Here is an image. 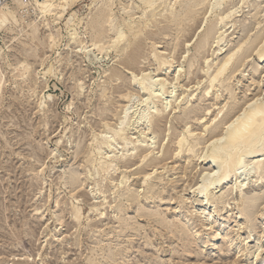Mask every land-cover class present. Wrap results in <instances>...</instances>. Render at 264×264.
Returning a JSON list of instances; mask_svg holds the SVG:
<instances>
[{"label":"rangeland","instance_id":"374dc122","mask_svg":"<svg viewBox=\"0 0 264 264\" xmlns=\"http://www.w3.org/2000/svg\"><path fill=\"white\" fill-rule=\"evenodd\" d=\"M102 1L79 0L59 20L48 13L41 17L35 0L26 9L28 14L16 6L4 7L15 14L18 26L13 33H0V264H264V250L255 261L257 250L264 248V180L256 183L253 164L264 159L256 149H264V145L257 140L255 146L254 138L251 148L245 147L250 154L243 157L244 166L236 171L247 174L240 190L237 186L242 179L238 180L237 174L224 185L217 182L223 174L220 162L235 147L227 144L228 151L227 146L224 150L212 146L217 145L224 124L248 100L254 98L264 104V58L258 60L259 46L254 41L258 36L264 42V0H221L219 7L215 3L218 0H207L195 9L196 24L189 32L177 31V22L166 21L172 13H181L187 0L173 8L175 0H156L153 9L145 12L139 0H113L115 29L110 32L105 26L108 32L98 40L103 49L99 52L91 45L88 22ZM121 3L129 5V13L120 10ZM211 4L216 6L213 11ZM235 11L230 19L219 23L221 17ZM129 16L146 23L150 36L138 39L125 31L122 24ZM68 21H72L76 40L68 32ZM31 23L35 24L33 30L26 27ZM206 25L215 27L208 42L202 39L207 29L201 33ZM119 27L124 37L112 47ZM132 43L138 45V56L134 57L135 65L132 61L130 68H124L122 63L130 55ZM242 44L250 48V57L243 58L245 63L241 62L236 71L225 72L216 90L212 89L214 93L204 98L211 75ZM198 46L203 49L199 51ZM153 51L168 60V66L160 65L152 57ZM117 72L121 76L113 79ZM162 79L166 80L163 88L158 83ZM142 84L158 98L147 100L148 91ZM230 89L232 97L227 94ZM184 107L194 113L181 121ZM154 114L157 116L148 126L142 125ZM161 116L165 118L162 125L154 126ZM136 117L141 123L135 124ZM142 132V145L153 153L148 157L156 159L162 156L168 140V146L176 148L170 139L173 135L187 139L183 149L189 138L198 145L190 159L184 151L179 157L173 154L163 169L148 167L150 178L143 183V174L131 175L136 166L126 169L119 162L125 158L122 154L132 153L122 152V147L130 149ZM121 137L125 141L121 142ZM105 141L107 147L102 145ZM209 150L218 151L219 159L209 161ZM109 157L113 164L109 165L110 172L103 173L99 163ZM211 172L217 173L216 178ZM75 174L81 180L74 187L67 181ZM212 177L210 194L203 197L202 184ZM241 203L251 206L246 217L240 214ZM94 205L98 212L92 210ZM75 209L81 214L78 222L71 218ZM101 211L106 217L99 220ZM209 213L218 214L212 231L218 234L214 247L207 243L209 236L200 222ZM185 219L189 227L178 236L165 228ZM124 221H128L126 227Z\"/></svg>","mask_w":264,"mask_h":264},{"label":"bare ground","instance_id":"6f19581e","mask_svg":"<svg viewBox=\"0 0 264 264\" xmlns=\"http://www.w3.org/2000/svg\"><path fill=\"white\" fill-rule=\"evenodd\" d=\"M36 1V6H37V8L39 9V11L41 12V17L43 16V15H47V13L48 14H50L51 16H53L54 18H55V20L56 19H58L59 20V18H61V17H63L65 14H67L68 13V10L69 9H71L79 0H35ZM140 1V4H141V6L143 7V10H144V12H145V10H152L153 8V5H154V2L156 1V0H139ZM158 1H162V0H158ZM183 0H175V2H174V4L172 5V8H173V6L177 3V4H179L180 2H182ZM184 1H186V0H184ZM183 1V2H184ZM188 1V4L187 3H184V5L185 4H187V5H185V7L181 10V13L180 12H178L177 11V13H179L178 15L177 14H173L172 12V14H171V16L170 17H168V18H166V21L167 22H171V23H175V22H177L176 23V28L175 29H177V31L178 30H183V29H185L187 32H189L188 30L191 28V30H192V28L195 26H193L192 27V25L195 23V14L197 13V10H195L198 6H200V5H203L204 4V2H207V0H187ZM209 1V0H208ZM226 1V0H225ZM103 2V1H102ZM113 0H104V2L97 8V10H95V13H94V15L93 16H91V18L89 19V22H88V28H89V33H90V42H91V45L95 48V50L96 51H99V52H101L103 49L100 47V45H99V39L101 38V36L105 33V26L107 25V26H109V31L111 32V30H114L115 28V25L113 24L114 23V21H115V19H114V13L112 12V7L114 6L113 5ZM214 2H215V0H214ZM220 2H222L221 0H218L217 2H215L216 3V5H217V7H219L220 5ZM130 3V2H129ZM209 3H211V2H209ZM122 4V3H121ZM128 4V3H127ZM171 5V4H170ZM182 5H183V3H182ZM183 5V6H184ZM212 5V4H211ZM129 5H126V4H122L121 6H120V10L123 12V13H125V14H127V13H129V11H126L129 7H128ZM175 6H177V5H175ZM213 6V5H212ZM211 6V7H212ZM238 6H239V4H238ZM180 7V6H179ZM182 7V6H181ZM214 7H216L215 6V4H214V6L210 9V11L212 10L213 11V9H214ZM133 8V7H132ZM171 8V7H170ZM169 8V9H170ZM135 9H137L138 11L140 10L141 11V13L142 14H144L143 13V11H142V9H140V7H135ZM179 9V8H178ZM203 9V8H202ZM171 10V9H170ZM215 10H217V9H215ZM156 11V10H155ZM176 11V10H175ZM176 13V12H175ZM233 13H236V11L235 12H231V13H228V14H226L224 17H221V19L219 20V23H221V22H223L225 19H230L231 17H232V15H233ZM225 14V13H224ZM15 14L12 12V10L10 11H8L6 8H0V33L1 32H3V33H6V31L4 32L3 30H7V32H8V30L10 31V32H12L13 33V30H14V28L16 27V25L18 24V20H17V18H15V16H14ZM134 15V14H133ZM137 15H138V13H137ZM156 15V14H155ZM170 15V14H169ZM223 15V14H222ZM74 16H75V14L74 13H71V15H70V17H71V19L73 18L74 19ZM143 16V15H142ZM53 18V19H54ZM129 21H127V22H125L124 21V23L122 24L123 25V27L124 28H126V30L125 31H128V33H130L132 36H134L135 38L137 37L138 39H140V36L141 35H149V34H147V32H146V23H144L142 20H140V21H138V22H136V20H135V18H134V16H129ZM153 20L152 21H154V16H153V18H152ZM189 21L187 24H186V21ZM34 21H36V20H34ZM191 21H192V23H191ZM19 22H20V20H19ZM56 21H54V23H55ZM72 21H68L67 22V26H68V28H69V31L68 32H70V36H71V39L73 40H76L75 38V35H76V33H74V29L71 27V25L70 24H72L71 23ZM22 24H23V22H21ZM154 23H155V21H154ZM20 24V23H19ZM196 24V23H195ZM211 24V23H210ZM173 25V24H172ZM171 25V26H172ZM18 26V25H17ZM208 25H206L204 28H203V30H202V32L201 33H204L205 32V30L207 29V30H209V31H207L206 30V33L205 34H203L202 36H204L202 39L204 40V41H207L206 39H208V38H210L209 36H211V34L213 33V31H214V29H215V27L214 28H212L211 27V25H210V28H208L207 27ZM29 30H33L34 28H35V24H33V23H31V24H27V26H26ZM120 27H122V26H120ZM119 27V28H120ZM19 28V27H18ZM17 28V29H18ZM23 28V27H22ZM107 28V27H106ZM117 29V32L115 33V38H113V41H111L112 42V47H114V46H117L116 44H118V42L119 41H121V39H123V37H124V32H123V30H121V28L120 29ZM21 30H23V29H21ZM20 30V31H21ZM184 30V31H185ZM190 30V31H191ZM24 32V35H26V37H28V33H27V31H23ZM108 32V30L106 31V33ZM11 33V34H12ZM105 33V34H106ZM127 33V34H128ZM215 33V32H214ZM189 34V33H188ZM16 35V34H15ZM51 35V34H50ZM213 35V34H212ZM139 36V37H138ZM150 36V35H149ZM182 36V35H181ZM184 36H185V34H184ZM16 37V36H15ZM129 37V36H128ZM200 37V36H199ZM199 37L196 39V43L198 42L197 40H200L199 39ZM212 37V36H211ZM11 38V37H10ZM13 38L14 37H12L11 38V40H13ZM126 38V37H125ZM201 38V37H200ZM223 38V37H222ZM55 39V38H54ZM133 39V38H132ZM142 39V38H141ZM211 39V38H210ZM209 39V40H210ZM15 40V39H14ZM53 40V39H52ZM136 40V39H135ZM218 40H220V39H218ZM10 41V40H9ZM79 41V40H78ZM138 41H141V40H138ZM201 41V40H200ZM255 44H258V46H259V48H258V51H256L257 52V56H258V60L260 61V60H262L263 58H264V42H262V39H261V37H258V36H256V38H255ZM264 41V40H263ZM54 42V41H53ZM133 42V41H132ZM137 42V41H136ZM208 42V41H207ZM51 43V42H50ZM76 43V42H75ZM129 43H131V42H129ZM199 43H201V42H198V45H199ZM247 43V42H246ZM53 44V43H52ZM73 44V43H72ZM132 44H134V43H132ZM206 44V43H205ZM84 45V44H83ZM131 45V44H130ZM135 46V47H134ZM136 46H138L137 44L135 45H132V48H130L129 46V48L130 49H132V51L130 52L129 50V52H130V55L128 54H126L127 55V57H126V59H124V57H123V59L125 60V61H123V63H122V66L125 68H128L129 66H130V62H132L133 64H134V57H135V52L136 51H138L137 49H138V47H136ZM204 46V45H203ZM52 47H53V45H52ZM205 47V46H204ZM79 48V47H78ZM198 48V50L199 49H203V47L202 46H198L197 47ZM196 48V49H197ZM51 49V48H50ZM84 49V47L83 46H81V49L79 50L80 52L81 51H84L83 50ZM115 49H116V47H115ZM94 50V49H93ZM197 50V51H198ZM199 51H201V50H199ZM0 52H1V50H0ZM77 53V52H76ZM79 53V52H78ZM82 53V52H81ZM138 52H136V54H137ZM158 52H155V51H153V56L152 57H154L155 58V60L156 61H158L159 62V64L160 65H162V66H164V65H166V66H168L167 65V61H165V60H163L162 59V57H160V56H158V54H157ZM80 54V53H79ZM83 54V53H82ZM151 55V54H150ZM250 55H251V50H250V48H247V46L245 45V47H244V45L242 44V45H240L239 47H237V49L235 50V51H233V53L229 56V57H227V58H225V60L224 61H222V63H221V65H219V67H217L218 69L215 71V73H213L212 75H211V77L209 78V88L207 89V90H205L204 91V98H208L209 97V95L211 94V92H212V89L214 88L215 89V87H216V84L218 83H220L219 81H221L222 79H221V77L224 75V73L225 72H227V71H231V73L235 70L236 71V67L237 66H239L240 64H241V62H242V59L243 58H248V57H250ZM124 56V55H123ZM138 55H136V57H137ZM135 57V58H136ZM209 59V58H208ZM207 60V59H206ZM122 60H120V62H121ZM208 61V60H207ZM136 63V62H135ZM243 63V62H242ZM245 63V62H244ZM243 63V64H244ZM135 65V64H134ZM133 65V66H134ZM241 66H243V65H241ZM17 67V66H16ZM191 67H192V64H191ZM130 68V67H129ZM246 70V69H245ZM116 71V70H115ZM125 71H126V69H125ZM115 73V72H114ZM129 73V72H128ZM50 74V73H49ZM142 74V73H141ZM190 74V73H189ZM118 76H121V73L120 72H117L116 74H113V79L115 78V77H118ZM132 76V75H131ZM179 76V75H178ZM144 77V76H143ZM177 77V76H176ZM175 77V78H176ZM109 78H111V76L109 77ZM138 78V77H137ZM150 78V77H149ZM224 78V77H223ZM264 78V72H263V76H262V79ZM116 79V78H115ZM135 79V78H134ZM133 79V80H134ZM221 79V80H220ZM137 80V79H136ZM149 80V79H148ZM161 80V79H160ZM159 80V85H160V87L161 88H163L164 87V82L166 81L165 79H162V81H160ZM165 80V81H164ZM178 80V79H177ZM203 80V79H202ZM150 81H152V80H150ZM136 82V81H135ZM143 82H145V79H144V81ZM78 83V82H77ZM111 83V82H110ZM147 84H148V81H147ZM150 84V83H149ZM151 85V84H150ZM143 86H145V84H142V87ZM147 88H145L144 89V87H143V89L145 90V91H148V97H147V100H149L148 98H156L157 96L155 95L154 97H153V95H151L150 94V92H149V90L151 89H148L149 88V86H146ZM194 87H196V86H194ZM219 87V86H218ZM188 89V88H187ZM226 89V88H225ZM216 90V89H215ZM214 90V91H215ZM36 91V90H35ZM219 91V90H218ZM226 91V90H225ZM142 92H144L143 90H142ZM217 92V91H216ZM227 92V91H226ZM105 93V92H104ZM146 93V92H145ZM167 93V92H166ZM212 93H214V92H212ZM227 94H229V97L233 94V92L231 91V89L229 90V92L227 93ZM262 94V92H260V95ZM145 95H147V93L145 94ZM175 95V94H174ZM182 95V94H181ZM159 96V95H158ZM233 96V95H232ZM231 96V97H232ZM263 96V95H262ZM180 97V96H179ZM158 98V97H157ZM128 99V98H127ZM166 99V98H165ZM188 99V98H187ZM229 99V98H228ZM232 99V98H231ZM253 99L254 98H252V99H250V100H248V102L246 103V105H244L243 107H241L240 109H239V111H238V113L233 117V118H231L228 122H226L225 124H224V126L222 127V129H221V132L218 134V140L216 141V139L212 142L213 144L215 143V141H216V144L217 145H212V146H214V147H216V149L215 150H217V148H219L218 150H220V149H222L223 147H228V145L227 144H229L230 146H231V144H232V146H234L235 148H233V149H235V150H233L232 151V153L230 154V153H228L227 155V157L224 159V157H223V161L222 162H220L221 163V169H222V172H223V174L222 173H220V175H221V177H219V180L217 181L218 183H221L222 185H224V184H226L229 180V178L231 177V176H237L238 175V180H240V178L242 179L239 183H240V185L239 186H237L238 187V189L240 190V189H242L244 186H245V181H246V176H247V174L246 173H244V172H240L239 171V174H237L236 173V171L237 170H239L240 168H242L243 166H244V162H243V157L245 156V155H248V154H250V153H247V151H246V149H245V147L247 148V146H249L250 148H251V142L252 141H254V138H256L255 140V143H253L252 145L254 146V144H255V146H258L257 145V140H260L259 142H258V144H260V142L261 143H263V145H264V104H263V102L261 103V102H257V99H255L254 101H253ZM146 100V99H145ZM167 100V99H166ZM128 101V100H127ZM165 100L163 99L162 101L160 100V104H161V107H162V105H164V102ZM263 101V100H262ZM146 102V101H145ZM231 103V102H230ZM232 104H233V102H232ZM70 105V104H69ZM68 105V106H69ZM185 105H186V103H185ZM230 105V104H229ZM234 105V104H233ZM70 107V106H69ZM186 107V106H185ZM184 107V109L181 111V113H182V117H179L180 119H181V121H185V119L187 118V116L188 117H190L189 115L190 114H193L194 112L193 111H190V109L191 108H189V110H187L186 108ZM231 107V106H230ZM232 108V107H231ZM233 108H234V106H233ZM236 108H237V105L235 104V109L234 110H236ZM193 109V108H192ZM159 111L157 110V112L156 113H158ZM159 113H161V112H159ZM227 114H229V113H227ZM226 114V115H227ZM117 115V114H116ZM157 116V114H154V115H149L150 117H148L147 119H141V120H143L142 121V125L143 124H145V125H147V124H149L152 120V118H153V116L154 117H156ZM160 115H163L162 113L160 114ZM160 115H158V116H160ZM195 115V114H194ZM142 116H143V114H142ZM164 116V115H163ZM163 116H161V117H159V118H157V120H156V123H155V125L154 126H161L162 125V123L164 122V120H165V118L163 117ZM196 116V115H195ZM184 117V118H183ZM226 117V116H225ZM229 117V116H228ZM231 117V116H230ZM125 118H127V114L125 113V116H124V119ZM177 118V117H176ZM205 118V117H204ZM227 118V117H226ZM225 118V119H226ZM116 119V118H115ZM118 119H119V117H118ZM189 119V118H188ZM224 119V118H223ZM222 119V120H223ZM140 117H136L135 118V120H134V122H135V124H139V123H141L140 121ZM221 120V121H222ZM120 121H121V119H120ZM224 121V120H223ZM124 122V121H123ZM133 122V123H134ZM130 123V122H129ZM185 123V122H184ZM120 124V123H119ZM123 124V123H122ZM108 125V124H107ZM118 125V124H117ZM105 126V125H104ZM126 126V125H125ZM148 126V125H147ZM109 127V126H108ZM116 127V126H115ZM120 127V126H119ZM206 127V126H205ZM118 128V127H117ZM215 128V127H214ZM204 129V128H203ZM212 129V128H211ZM124 130V129H123ZM109 131V130H108ZM102 132V131H101ZM122 132V131H121ZM148 132V131H147ZM209 132H211V131H209ZM109 133V132H108ZM212 133V132H211ZM216 133V131L212 134L213 136L211 137V140L216 136V135H214ZM106 134V133H105ZM181 134V133H180ZM187 134H188V132H187ZM191 134V133H190ZM210 134V133H209ZM142 135H144V132H142L141 133V135H139V137L137 138V140H136V142H134L133 141V143H132V147L130 148V149H126V145L124 144V143H121V142H123V141H125L124 140V138L125 137H121L120 138V145H122L123 146V144L125 145V146H123L122 147V152H124V151H126V152H128V151H132V153L130 154V155H121V156H123V157H125V158H123L122 160H119V162H121V163H124L123 164V168H131V167H134V166H136V169H135V172L133 173V174H131L132 176L133 175H141V174H143V177H144V181H143V183H147V181H148V178H150L149 176H150V174H146V169L148 168V167H151L152 169H155V168H157V167H160V168H164V166H166L165 165V162L168 160V159H171L172 158V155L174 154L175 155V157H176V155H177V157H179L178 155L182 152H184V151H187V155L189 156V159H190V155H192L193 154V147L195 146V145H198L197 143H196V141H194L193 139L191 140L190 138H189V141L190 142H188L187 143V150L186 149H183L184 147V141L185 142H187V139H185L184 137H182V135H180L181 137H179V135L178 136H175V135H173V136H171L170 137V139H172V140H174V145L176 146V148L175 149H172L173 147H170V146H168V143H169V140H168V142H167V145L164 147V149H163V151H162V156L160 157V158H158V159H156V158H152V157H148V156H150V154L152 153L151 151H150V149L149 148H145L142 144H143V140H142V138H141V136ZM185 135V134H184ZM200 136V135H199ZM189 137V136H188ZM191 137H193V136H191ZM116 138V137H115ZM187 138V137H186ZM145 139V138H144ZM253 139V140H252ZM97 140V139H96ZM104 140V139H103ZM107 140V139H106ZM251 140V141H250ZM128 141V140H127ZM154 141V140H153ZM221 141H223L222 143H220V145H219V143L218 142H221ZM150 142V141H149ZM250 142V144H248ZM211 143V142H210ZM108 142L107 141H105V142H103L102 143V145H104V146H108ZM171 144V143H170ZM101 145V146H102ZM173 145V144H172ZM152 146V145H151ZM163 146V145H162ZM253 146H252V148H253ZM255 146H254V148H255ZM261 146V145H260ZM147 147V146H146ZM197 147V146H196ZM213 147V148H214ZM226 147V148H227ZM195 148V147H194ZM203 148V147H202ZM210 148H211V146H210ZM210 148H208V149H210ZM229 148L230 147H228V151H229ZM242 148H244V150L246 151L245 153L246 154H244L243 152H244V150H243V154L242 153H240L241 152V150H242ZM249 148V150H251ZM116 149V148H115ZM212 149V148H211ZM225 148H223V150H224ZM256 149H257V151L258 150H260L259 152H261L262 153V157H264V149H258V147H256ZM204 150V149H203ZM99 151V150H98ZM107 151H108V149H107ZM202 151V150H201ZM210 152V154H208L207 155V157L208 158H210L209 159V161L210 160H214V159H219L218 157H217V152L215 151L214 152V150L213 151H211V150H209ZM222 151V150H221ZM256 151V150H255ZM96 152V151H95ZM220 152V151H219ZM251 152V151H250ZM254 151L252 150V153H253ZM259 152H258V154H259ZM114 153V152H113ZM255 153V152H254ZM253 153V154H254ZM257 153V152H256ZM77 154H79V153H77ZM76 154V155H77ZM112 154V153H111ZM153 154V153H152ZM186 155V156H187ZM193 156V155H192ZM128 157V158H127ZM200 157V156H199ZM207 157H206V160H207ZM88 158H90V157H88ZM133 158V159H132ZM203 158H204V156H203ZM106 159H107V157H106ZM120 159V158H119ZM188 159V160H189ZM57 160V159H56ZM115 160V159H114ZM88 162H91L92 164L95 162L94 160L93 161H90L89 159L87 160ZM113 161V160H112ZM111 157H109L108 158V160H106L105 162H101V163H99V164H101L102 166L100 167V170L103 172V173H108V171H109V169H110V164H111ZM216 161H218V160H215L214 162H216ZM253 163V162H252ZM113 164V163H112ZM111 164V165H112ZM139 164V165H138ZM214 164V163H213ZM217 164V163H216ZM253 164H255V166H254V170H255V172H256V175L258 176L257 178H256V183L257 182H259V181H262V180H264V159L263 160H257V162L256 163H253ZM100 166V165H99ZM217 166V165H216ZM220 168V167H219ZM253 169V168H252ZM100 171V172H101ZM245 171V170H244ZM249 172H250V170H248ZM88 172V171H87ZM110 172V171H109ZM114 172V171H113ZM238 172V171H237ZM95 174V173H94ZM204 174V173H203ZM213 172H211V175L210 176H214L215 178H216V176L215 175H217V173H215V174H213ZM237 174V175H236ZM249 174V173H248ZM76 175V174H75ZM108 175V174H107ZM124 175V174H123ZM202 175V174H201ZM72 176V177H71ZM70 176V178L68 179V181L67 182H71V185L73 186V184H74V187H75V185H77V180H79L80 179V177H77V175L76 176H74V175H71ZM74 176V177H73ZM244 176V177H243ZM127 177V176H126ZM182 177V176H181ZM202 177V176H201ZM214 177H212L211 178V180H210V182H208L206 185L205 184H202V185H204V187H205V193H203V194H205L203 197H208V194H210V193H208L209 192V190H210V188H211V186H213L214 185V181H213V178ZM128 178H130V177H127V179ZM204 178V177H203ZM124 179H126V178H124ZM209 179V178H208ZM218 179V178H217ZM43 180V179H42ZM81 180V179H80ZM79 180V181H80ZM92 181V180H91ZM203 182H204V179H203ZM83 183V182H82ZM217 183V184H218ZM238 183V184H239ZM68 184V183H67ZM126 184V183H125ZM147 185V184H146ZM146 185H145V187H146ZM151 185V184H150ZM71 186V187H72ZM79 186V185H78ZM148 186V185H147ZM200 187V186H199ZM248 187V186H247ZM77 188V187H76ZM128 188V187H127ZM126 188V189H127ZM148 188V187H147ZM129 189V188H128ZM145 189V188H144ZM198 189V188H197ZM132 190V189H131ZM72 191V190H71ZM74 191V190H73ZM129 191V190H128ZM150 191H151V189H150ZM201 191V190H200ZM126 192V191H125ZM124 192V193H125ZM200 193V192H199ZM126 194V193H125ZM83 195V194H82ZM153 196V193H152V191H151V193H150V196ZM254 195H256V194H254ZM137 195H135V197H136ZM139 196V195H138ZM137 196V197H138ZM124 197H126V196H124ZM147 197V196H146ZM210 197V199L211 200H214V196H209ZM139 198V197H138ZM148 198V197H147ZM150 198V197H149ZM153 198V197H152ZM248 198H250V197H248ZM253 198V197H252ZM251 198V199H252ZM126 199V198H125ZM154 199V198H153ZM76 200V199H75ZM215 200H218V199H215ZM245 200H247V199H245ZM146 201V200H145ZM160 201V200H159ZM243 201V200H242ZM248 201V200H247ZM247 201L245 202V203H247ZM250 201H252V200H250ZM244 202V201H243ZM245 203H241L242 205H241V208L239 209L240 211H241V213L240 214H242V215H246L247 214V210H249L250 208H251V206L250 205H247V204H245ZM249 204H250V202H248ZM96 204V203H95ZM100 204H101V202H100ZM102 204H104V203H102ZM100 206V205H99ZM129 207H131V206H129ZM116 208H117V206H116ZM92 209V208H91ZM92 210H96L97 211V209H95V205H94V207H93V209ZM99 210V209H98ZM117 210H119V212H121L122 211V209L120 208V207H118L117 208ZM94 212V211H93ZM98 212V211H97ZM219 212V211H218ZM71 213V212H70ZM96 213V212H95ZM137 213V212H136ZM138 213H140V217H143V214L141 213V212H138ZM146 213V212H145ZM211 213V212H210ZM206 214L203 218H201V227H203L204 228V231L205 232H207V236H209V240L207 241V243L209 244V246L210 247H214V244H215V242H216V239H217V237H218V234H217V232L215 233V232H213L212 233V231L214 230V228H215V226H216V222H215V215H212V214ZM121 214V213H120ZM72 216H71V218H73V221H75V222H78V221H80V218H81V214H80V212H79V210L78 209H75V210H73V212H72V214H71ZM104 215V217H102ZM124 215V214H123ZM218 215V214H217ZM216 215V216H217ZM97 216H99L100 218H99V220H101V219H104L106 216H105V213H103V211H101V212H99L98 214H97ZM150 218L152 217V215H150L149 216ZM246 217V216H245ZM116 218V217H115ZM199 218H200V216H199ZM120 219V218H119ZM123 219V218H122ZM149 220V219H148ZM153 220V219H152ZM122 221V220H121ZM158 221V220H157ZM181 221V220H180ZM125 222V221H124ZM128 222V221H127ZM127 222H125V223H123L122 225L124 226V227H126L127 226ZM163 220H161V221H159V223L161 224V226H162V224H163ZM118 223V222H117ZM129 223H130V221H129ZM131 224V223H130ZM168 224V223H167ZM167 226V225H166ZM122 227V226H121ZM188 221L185 219L184 220V222H179V224H175V225H171V226H169V227H165V228H168V230H169V232L171 231V232H175L176 234H177V236H178V234L179 233H181L182 231H185L186 229H188ZM131 228V227H130ZM126 229V228H125ZM116 230H117V228H116ZM120 230V229H119ZM130 230V229H129ZM125 231V230H124ZM118 232V231H117ZM122 232V231H121ZM119 233V232H118ZM117 233V234H118ZM126 233V232H125ZM134 233H136V232H134ZM196 233V232H195ZM212 233V234H211ZM211 234V235H210ZM264 235V234H263ZM196 236V234H193V237H195ZM206 236V237H207ZM175 237V236H174ZM133 238V237H132ZM178 240H180V241H184V239L183 238H177ZM130 240V239H129ZM127 242H129V241H127ZM228 242H231V240L230 241H228ZM182 243V242H181ZM127 250V249H126ZM125 250V251H126ZM256 250V249H255ZM264 250V248L263 249H258L257 250V255H256V257H255V261L258 259V257L260 256V252H262ZM104 251V250H103ZM116 253V252H115ZM239 253V252H238ZM121 254V253H120ZM110 255V254H109ZM237 255V254H236ZM62 256V255H61ZM105 256V255H104ZM94 261V260H93ZM23 264V263H22ZM234 264V263H233Z\"/></svg>","mask_w":264,"mask_h":264},{"label":"built area","instance_id":"2783aa9c","mask_svg":"<svg viewBox=\"0 0 264 264\" xmlns=\"http://www.w3.org/2000/svg\"><path fill=\"white\" fill-rule=\"evenodd\" d=\"M33 1L34 0H0V8L16 6L19 8V12L23 10L24 14H28L25 13L26 9L31 7Z\"/></svg>","mask_w":264,"mask_h":264}]
</instances>
